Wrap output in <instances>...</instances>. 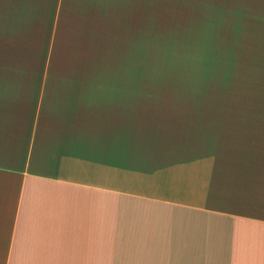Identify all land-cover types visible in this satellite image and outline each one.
I'll return each instance as SVG.
<instances>
[{
  "label": "crops",
  "instance_id": "0c3cea01",
  "mask_svg": "<svg viewBox=\"0 0 264 264\" xmlns=\"http://www.w3.org/2000/svg\"><path fill=\"white\" fill-rule=\"evenodd\" d=\"M162 1L0 0V264H264V0Z\"/></svg>",
  "mask_w": 264,
  "mask_h": 264
},
{
  "label": "rangeland",
  "instance_id": "374dc122",
  "mask_svg": "<svg viewBox=\"0 0 264 264\" xmlns=\"http://www.w3.org/2000/svg\"><path fill=\"white\" fill-rule=\"evenodd\" d=\"M161 2V0H154V5L156 2ZM164 2V0L162 1ZM163 11L164 8L155 9L154 14H158ZM141 47V54L138 53V63H151L153 65H164V20H152V40L148 44L147 52L149 56L145 59L144 51L145 47L143 42H138V47ZM147 60V61H146Z\"/></svg>",
  "mask_w": 264,
  "mask_h": 264
}]
</instances>
